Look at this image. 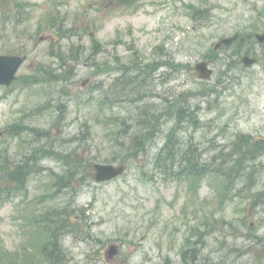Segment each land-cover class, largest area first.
<instances>
[{"label":"rangeland","instance_id":"obj_1","mask_svg":"<svg viewBox=\"0 0 264 264\" xmlns=\"http://www.w3.org/2000/svg\"><path fill=\"white\" fill-rule=\"evenodd\" d=\"M263 4L0 0L7 12L0 9V54L27 56L17 82L0 87V159L23 160L43 146L62 152L38 154V171L27 186L0 200V264H58L46 260L42 247L54 235L52 228L45 233L47 220L63 208L81 221L64 233L60 264H186L183 251L194 244L198 264H253V254L241 251L264 236V199L257 197L264 190V165L253 164L263 171L253 189L237 178L228 190L212 176L192 180L193 187L189 180H172L165 162L155 161L176 127L171 116L184 103L199 111L193 114L203 127L195 134L181 131L182 144L192 141L209 166L222 163L243 133L264 141V45L256 48L252 66L241 63L237 44L215 47L237 33H262ZM203 60L214 70L209 80L197 75ZM155 116L167 117L158 138L147 153L125 161L134 153L131 137L145 134ZM24 126L32 131L17 134ZM64 159L72 163L66 166ZM104 162L126 164V173L82 184L80 170L91 173ZM70 167L80 173L73 190L55 184ZM113 244L120 253L109 259Z\"/></svg>","mask_w":264,"mask_h":264},{"label":"trees","instance_id":"obj_2","mask_svg":"<svg viewBox=\"0 0 264 264\" xmlns=\"http://www.w3.org/2000/svg\"><path fill=\"white\" fill-rule=\"evenodd\" d=\"M117 1L118 5H122L125 7H131L133 3L137 2L138 0H115ZM17 7L19 8L21 4L19 2L16 3ZM6 5V4H5ZM4 6H2L0 9L3 12V15H6ZM26 6L23 4L21 7ZM12 11V10H11ZM14 12V11H13ZM58 16H54L53 19L57 18ZM56 25H58L56 23ZM1 31V30H0ZM13 52V51H9ZM173 66H176L175 64H170ZM147 71L151 72L150 67L147 65ZM188 106L182 105L178 109L180 112L179 114H174V119L177 124H180L183 122V120L186 119L189 114H191V122L196 123V125H199L200 122H197L195 118L194 112L187 111ZM173 114V113H171ZM152 118V117H151ZM151 120V119H150ZM117 121V120H116ZM154 123L155 125H152L151 123ZM152 122H149L146 126V132L145 134H137L133 135L130 139V142L132 144V147L134 149V153L126 154V158L124 159L127 161L129 156L137 157L138 153L141 154L143 152H148L147 146L149 143L156 137L157 131L160 130L162 126L161 117H153ZM179 122V123H178ZM173 131H176V129H172L171 133ZM37 133L38 135H42L44 133L40 132L39 129L36 131H33ZM46 135H49V132H46ZM261 141L253 140V135H249L247 133H243L240 135L239 138H236V140H233L231 142L232 148L230 151L226 154L227 157L223 159L222 163H219L218 166L213 167L210 166L209 175L214 176L217 180H222L225 184H230L231 181H233L235 178L243 177L248 175L249 173H252L253 171V164L256 162L259 158L264 155V141L263 139H260ZM192 151V152H191ZM42 153V154H41ZM61 151H56L48 147H41V148H35L32 152V156L26 155L28 158H24L22 162H15L11 161L8 158L0 159V177L3 176L6 178V182L9 183V190L7 191L6 198L11 197V193L13 194V184L18 186H23L26 180L30 177V174L33 173L34 166L37 165L36 161H38L37 154H41V157H46V155H53L58 156L61 155ZM185 153V154H184ZM178 154V148L175 146L174 141H171V138L169 137L166 144L164 145V148L161 152V154L157 157H159V161L156 164H159L161 161V158L165 163H167L168 160H174L175 156L177 157ZM184 154L183 160L180 161L181 164H185V168H181L179 170V173L174 172L172 174L173 177L179 178V179H188L190 181V185L193 187L195 186L194 182L191 180H199L201 176L206 175V171L209 168V165L207 164H201V159L198 157V155L195 152L194 148H190L187 150H184L182 152ZM36 160V161H35ZM29 161L31 164H29ZM81 162H87V160L83 159ZM13 163H16V167H14ZM64 163L67 165H70L72 163L71 160L64 159ZM13 164V165H12ZM205 165V167H204ZM82 177L85 179L82 184H85L88 179L92 177V172L90 171H82ZM80 176V173L73 169L69 168L65 171V173H59L58 180L55 182L57 186H60L61 188H69L70 190L74 188V185L76 187V184L74 180H76ZM81 177V178H82ZM82 178V179H83ZM191 179V180H190ZM2 180L0 179V194L3 191V188L1 187ZM81 186V185H80ZM19 188V187H16ZM73 213H71L67 208H63L60 210L55 209V218L54 220L48 219L50 225L49 227H45V232L48 233L49 229L52 228L51 232H53V236L50 235L49 238L46 239L47 241L44 242L42 247L43 255L46 256V260L51 261V259H56L55 261H59L58 264H60L62 261V258L65 257L63 255V246L61 242L62 235L68 230H72V228H76L78 221L76 220ZM81 219V217H80ZM41 222H44L43 219ZM226 222V221H225ZM56 223V227H55ZM53 224V226H52ZM256 241V244H255ZM197 242V241H196ZM255 247H258V249H253L252 247L247 248L246 252H243L246 254L247 252H251L254 257L260 261L264 262V238H260V236H257L254 240ZM196 244L192 248L184 249V255L188 254L190 251L193 253L190 257L193 261L198 260L199 255V249L196 248ZM190 249V250H189ZM54 261V262H55Z\"/></svg>","mask_w":264,"mask_h":264},{"label":"water","instance_id":"obj_3","mask_svg":"<svg viewBox=\"0 0 264 264\" xmlns=\"http://www.w3.org/2000/svg\"><path fill=\"white\" fill-rule=\"evenodd\" d=\"M232 38H225L218 43L217 47L225 43L232 42ZM25 57L15 56V55H0V85L6 84L9 85L13 80L17 79L16 72L19 70V67L25 62ZM254 59L247 61V65L251 64ZM198 75L201 78H211L212 70L209 69L207 62L203 61L197 64ZM2 135V131H0ZM94 177L97 181L105 182V180H111L116 178V176L124 173V165H113V164H101L97 163L94 165ZM108 257L112 258L118 253L117 245L113 244L108 248Z\"/></svg>","mask_w":264,"mask_h":264},{"label":"flooded vegetation","instance_id":"obj_4","mask_svg":"<svg viewBox=\"0 0 264 264\" xmlns=\"http://www.w3.org/2000/svg\"><path fill=\"white\" fill-rule=\"evenodd\" d=\"M262 28L264 29V27L262 26ZM264 31V30H263ZM264 45V44H263Z\"/></svg>","mask_w":264,"mask_h":264}]
</instances>
